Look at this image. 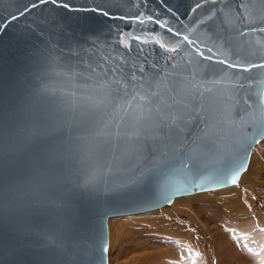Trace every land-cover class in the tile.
<instances>
[{
    "label": "water",
    "instance_id": "water-1",
    "mask_svg": "<svg viewBox=\"0 0 264 264\" xmlns=\"http://www.w3.org/2000/svg\"><path fill=\"white\" fill-rule=\"evenodd\" d=\"M31 2L0 0V264H101L110 218L236 184L264 138V69L234 76L199 53L264 61V33L249 30L264 0H106L117 18L51 4L20 16ZM141 29L177 51L133 40ZM149 96L183 112L179 142L159 134Z\"/></svg>",
    "mask_w": 264,
    "mask_h": 264
},
{
    "label": "rangeland",
    "instance_id": "rangeland-1",
    "mask_svg": "<svg viewBox=\"0 0 264 264\" xmlns=\"http://www.w3.org/2000/svg\"><path fill=\"white\" fill-rule=\"evenodd\" d=\"M248 164L246 182L173 201L193 210L207 236L166 206L133 220L112 246L108 240V264H264V139Z\"/></svg>",
    "mask_w": 264,
    "mask_h": 264
},
{
    "label": "snow or ice",
    "instance_id": "snow-or-ice-1",
    "mask_svg": "<svg viewBox=\"0 0 264 264\" xmlns=\"http://www.w3.org/2000/svg\"><path fill=\"white\" fill-rule=\"evenodd\" d=\"M241 2H243V0H241ZM46 4L53 5L54 9L60 8V9H64L69 12H91V13H95L105 18H117L113 16V14L109 11L107 7H105L106 0H92L91 6H89L88 0H84V3L79 8L75 7L74 5L69 4L68 0H32L31 4L29 6H26L23 10H21L19 15L26 16L27 14L31 13L33 9H36ZM197 7H199V5H197ZM240 15H241V22L247 23V20L244 17L242 12ZM118 18L126 19V17H118ZM12 19L17 20L18 17L14 15ZM135 20L140 25H145L147 23H159L160 28L165 29L167 32L171 33L173 36H179V33L174 32L170 26H167L164 23H160L158 18H154L152 16H148L144 18L142 14L138 13L137 16L135 17ZM52 23H55V22H52ZM37 26L39 27V25ZM2 27H3V24L2 22H0V28ZM249 30L264 33V23L257 24L253 22L252 24L249 25ZM41 31H43V29H41ZM241 35H244V33H241ZM148 36L149 34L144 32L143 29H141V34L138 36H132V39L139 41L141 44H147L149 42H152L158 45L159 48L163 49L165 52H176L177 51L176 48L168 47L165 43H161L159 40L150 41L148 39ZM183 40L187 41L189 44L192 43V41H190L189 38L186 36L183 37ZM227 43H228L227 40H225L226 46H227ZM125 46L129 47V50H130V46L128 45H125ZM142 50L143 49H141V51ZM206 51L211 52L212 49H207ZM199 54L203 59H207L211 61V63L213 64L218 63L221 65H224L225 67L223 70L225 71L227 69H233L234 76L241 75L242 73H251L254 68L264 69V61H261V62L253 61L250 64L248 63L240 64V63L235 62V58H233L232 60L215 59L213 56H206L204 52H200ZM94 70L95 69H93V71ZM108 71L112 72V71H115V69H109ZM250 78L251 77H248L247 79H250ZM117 83H119V81H117ZM242 85H243V82L241 81L239 86H242ZM152 95H155V93H153ZM140 99L143 100L145 98L142 96L140 97ZM156 104H157V101L153 100L151 96H149L147 98V103L145 106L149 107L151 110V119L154 120L159 125V134L162 136H165L166 138L169 134H171L172 137H174L179 142L180 134H181L180 130L183 127V122H184L183 112L178 109L169 108L165 105H160L159 108H157ZM173 113H175V115H173ZM142 127L143 125H141V128ZM259 131L264 132V124L260 125ZM119 133L125 136V138H127L129 134L138 135V132L135 126L133 127L121 126L119 129ZM105 135H111V130L106 132ZM182 163L186 165L189 162L184 161ZM241 166H242V163H241ZM238 175H239L238 172L235 173V176H238ZM233 182L235 183V179H233ZM199 187H203V186L200 185ZM106 252H107V248L103 246V241H102L101 256L99 257L101 264H104L103 253H106Z\"/></svg>",
    "mask_w": 264,
    "mask_h": 264
},
{
    "label": "bare ground",
    "instance_id": "bare-ground-1",
    "mask_svg": "<svg viewBox=\"0 0 264 264\" xmlns=\"http://www.w3.org/2000/svg\"><path fill=\"white\" fill-rule=\"evenodd\" d=\"M263 100H264V91H263ZM264 139V138H263ZM260 142V141H259ZM258 142V143H259ZM257 143V144H258ZM256 144V145H257ZM255 145V146H256ZM254 146V148H255ZM253 148V149H254ZM252 149V150H253ZM252 153V151H251ZM250 158V157H249ZM249 165V164H248ZM247 165V166H248ZM247 170V167H246ZM245 170V171H246ZM239 182H246L248 180L247 177V173L245 172L244 174L242 173L241 176L239 177ZM238 182V181H237ZM236 182L235 185H237L238 183ZM234 186V185H233ZM230 186V187H233ZM228 188V187H227ZM224 189V188H222ZM218 190V189H216ZM209 191H213V190H209ZM204 192H208V191H204ZM198 193H202V192H198ZM197 194V193H195ZM193 195V194H192ZM189 196V195H187ZM185 197V196H183ZM181 198V197H180ZM177 198L173 199L176 200ZM171 202L169 205L164 206L166 207L165 209L169 208V210L171 209L173 211V214L178 213L179 215H184L185 218L188 221H191V223L195 226H198V228L203 231V235L207 236L209 233L208 229L202 224L201 220L196 216V214L193 212V210L191 208H184V207H180V205L178 204H174V202ZM181 203H184V200H180ZM163 208V207H162ZM161 209V208H159ZM158 210V209H156ZM155 211V210H152ZM159 212V211H157ZM149 213V214H148ZM156 213V212H155ZM151 214V211L149 212H145V213H141V214H137V215H132V216H125V217H114V218H110L107 222L108 225V232H109V243L112 246V244L117 241L118 239H121L126 233H130V230H132V222L133 220H137V221H141L143 219H146L147 217H149ZM239 218V217H238ZM246 219V218H245ZM244 219V220H245ZM247 219H249V217H247ZM243 224V223H242ZM151 225V224H150ZM237 226V225H236ZM235 228V227H234ZM235 235V234H234Z\"/></svg>",
    "mask_w": 264,
    "mask_h": 264
}]
</instances>
